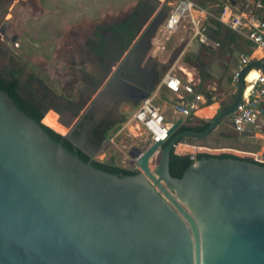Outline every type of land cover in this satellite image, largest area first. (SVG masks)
Segmentation results:
<instances>
[{"label": "water", "instance_id": "water-1", "mask_svg": "<svg viewBox=\"0 0 264 264\" xmlns=\"http://www.w3.org/2000/svg\"><path fill=\"white\" fill-rule=\"evenodd\" d=\"M151 1V37L135 61L138 71L147 40L169 11L165 6L153 17L157 1ZM207 35L213 38L209 28ZM174 61L160 65L149 84H131L118 73L132 94L122 103L137 106ZM251 70L263 71L264 59L239 72L233 96L204 120V131L179 118L165 143L136 151L132 163L140 173L133 176L80 160L61 139L91 158L98 149L89 152L69 134L53 141L0 90V264H264V165L239 157L170 161L177 142L204 139L231 121Z\"/></svg>", "mask_w": 264, "mask_h": 264}, {"label": "flooded vegetation", "instance_id": "flooded-vegetation-1", "mask_svg": "<svg viewBox=\"0 0 264 264\" xmlns=\"http://www.w3.org/2000/svg\"><path fill=\"white\" fill-rule=\"evenodd\" d=\"M152 8L151 0H139L123 13L100 14L99 18L87 25L80 44H75V50L71 47L66 51L65 62L61 66L50 59L42 62V53L27 49L32 38L24 36L23 30H19L18 36L10 35L5 40L20 48V59H15V52L7 51L4 56L0 51V56L6 59L0 77L6 84H14L15 93L30 109L43 113L53 108L64 119L63 122L70 126L68 134L73 139L89 152L95 148L99 150L104 145V135L120 125L125 118L124 114L131 110L122 101L125 96L132 97V94L129 88H124L118 82V78L126 76L131 80H128L129 83L135 81L149 84L162 70L152 61L144 62L145 57L141 64L142 70L135 68V61L145 47L144 40L151 37ZM4 12V6H1L0 14ZM19 35H22V39L18 38ZM1 37H4L2 31ZM153 38L147 40L148 46ZM18 39L21 41L19 45ZM140 43L141 49L137 48ZM31 49L36 50L32 45ZM48 80L51 84L47 83ZM54 90H60L61 93ZM94 99L96 102L92 104ZM122 106L125 108L122 109ZM52 113L47 111L44 121L64 136L66 128L58 119H53ZM220 132L221 129L211 136L219 138ZM203 141L207 142L208 139Z\"/></svg>", "mask_w": 264, "mask_h": 264}, {"label": "rangeland", "instance_id": "rangeland-1", "mask_svg": "<svg viewBox=\"0 0 264 264\" xmlns=\"http://www.w3.org/2000/svg\"><path fill=\"white\" fill-rule=\"evenodd\" d=\"M69 1L70 0H68V3ZM82 1L83 3H85L84 6L82 4L78 6L76 3L75 5H73V8H69L68 11L71 13L77 12V14L80 15L79 18H82V20L84 21V18H86L87 16H90L89 20L90 18L93 20L99 18L100 14L98 13L97 8L94 6L101 7L104 9V11L108 7L113 8L112 10L105 11L107 15H110L116 13H123L127 11L139 0H82ZM193 1H195L199 5H203V8H205L213 17L218 15V11L220 9L218 3L219 2L222 3L221 0H193ZM235 1L239 3L241 0H235ZM34 2L35 0H0L1 3L0 7L4 6L5 12L8 15V19H9L5 24L0 25V31H2V34L4 36L0 38V51L4 56L7 51L15 52L17 55L15 54L13 55L15 59L19 61L21 55L20 48H16L14 45H11V43L6 41L5 38L8 39L10 35L18 36L19 28L22 27L24 29L25 25L29 27L39 25L40 23V19L38 21L39 17L36 16L35 19V17L33 16V12L34 14L35 12H38L37 7L35 6V4H33ZM56 2L63 3V0H56ZM59 7L60 9L65 8L62 5H59ZM42 8L44 9L52 8V10H57V8L55 7L53 8V5L51 7L50 3H46L42 5ZM55 14L56 13H54L53 15ZM2 17L3 15H1V18ZM209 19L210 17L206 20L205 23L207 27H210ZM39 26H41V24ZM212 26L214 27L213 24ZM45 34L49 36L48 33ZM48 36H44L45 38L43 39L37 37L38 39L36 38V40L32 38L31 43H29L30 46L27 49L30 51L31 50L36 51L38 52V54L47 53L49 50L52 52L54 47L52 46L53 44L52 39L49 38ZM178 36L182 37L181 34H179ZM217 38L218 37L216 36L215 39ZM153 41H155V43L154 42L152 43V51L150 52V55L154 57H159L161 60L165 62H167L169 59L171 60L175 58L174 61L175 63H173V65L170 68L172 69L173 73L181 74V71L179 69L183 68L189 71H193L194 73H196V75L200 76L201 89L203 90L206 96H209L208 98L210 99L209 101L210 105L216 104V106L218 105L217 106L218 109L219 107H222L226 102H228L230 98L233 96L236 87V82L233 81V72L236 69V66L239 62L241 55H243L248 50L247 47L244 46L243 41L240 38L236 39V41H234L233 43H226V45L224 46H218L216 42L215 43L213 42L208 46L209 49L202 47L196 57H194V55L192 53H189V51L186 49V45L188 42L183 40V38L179 39L175 37L172 40H169L167 43L165 41L164 36H161L160 34L157 33L156 36H154ZM17 44L19 45L20 43ZM31 45L36 50L31 49ZM3 55L0 56V70L3 68L4 62L6 61ZM197 61L199 63H196ZM198 66L201 67L197 69ZM41 79L43 80L44 77H41ZM50 82L51 81L49 80L47 81L48 84ZM54 91L59 94L61 93L60 90H54ZM155 100H156L154 101L155 105L161 109L162 115L166 118V120L172 121L176 118V115L171 112L170 106L168 105L166 106V104L163 101L159 100L158 98H156ZM124 108L125 106H122V109ZM136 109L137 106L127 111L124 114L125 118L120 123V125H118L116 128L110 130L107 133L106 139L104 140V145H102L101 148L97 150L94 156L92 157L93 159H95V161L101 163H106L108 161L109 162L111 161L120 168L135 170L137 173H140V170H138V168L132 163L134 161L133 157L135 156L136 151L145 150L152 143L148 136L143 134L142 131H138L134 123L129 121V118L132 116V114ZM47 111H52L53 119L55 120L58 119V122L66 128V134L64 135L66 136L69 133L70 126L64 125L63 122L64 119L60 118V115H58L53 108H50ZM198 115H201L202 117L205 118L202 119V118H198V116H192L191 119L187 120L186 125L188 127L198 126L200 125L199 120L204 121L205 119L211 118V117H206L204 113H200V112L198 113ZM225 124L228 125L229 127L230 121H227ZM223 131L224 130H222L219 133V138L215 136L214 137L210 136L207 142L202 141V143L205 146L221 144L222 143L221 140L224 139L225 134H227L226 131L225 133H222ZM226 138L228 139L230 137L226 136ZM231 139L237 141L236 137H231ZM188 142L191 143L190 141ZM210 150L213 153H217L218 151H220L219 149L218 150L210 149ZM243 151L230 150V153L228 154L239 158H246L252 160L251 157L244 156L245 154L243 153ZM156 161L157 158L155 157L154 162L156 163ZM150 162H151V166H153L152 161Z\"/></svg>", "mask_w": 264, "mask_h": 264}, {"label": "built area", "instance_id": "built-area-1", "mask_svg": "<svg viewBox=\"0 0 264 264\" xmlns=\"http://www.w3.org/2000/svg\"><path fill=\"white\" fill-rule=\"evenodd\" d=\"M156 1L157 6L154 8L153 17L165 6L169 8L165 20L157 30L158 34L166 37L175 34L180 29H185L189 32V42L197 39L202 45L209 46L213 43L207 35L208 27L205 24L206 20L213 16L201 5L193 0ZM213 18L221 25L243 36L251 44V53L240 57L233 72V81L237 82L239 72L246 65L252 61L264 59V3L262 0H241L239 3L232 4L230 0H226L221 5V11ZM256 52H258V57L254 56ZM185 70L180 68L182 75L172 71L166 73L160 86L174 98L170 108L177 119L166 120L161 109L155 105L154 98L156 96L153 94L144 98L129 118L138 131H142L150 138L152 144L159 141L165 143L169 139L167 133L170 126L179 118L185 119L186 124V121L191 119L205 102L203 95L197 91V87L200 85L199 77L192 71ZM244 80L246 81V78ZM248 84L242 103L237 107L229 124V127L234 129L242 140L258 135V129L264 123V70H257L255 79L249 86ZM190 142H177L173 146V152L188 158H196L202 153L209 155L230 153V151L213 153L207 146L199 143V140H190ZM244 154V156L251 157L255 163L264 165L263 153L258 154L257 150L252 153L246 149Z\"/></svg>", "mask_w": 264, "mask_h": 264}, {"label": "crops", "instance_id": "crops-1", "mask_svg": "<svg viewBox=\"0 0 264 264\" xmlns=\"http://www.w3.org/2000/svg\"><path fill=\"white\" fill-rule=\"evenodd\" d=\"M54 1L56 2V0H53V2H52V0H35V2L33 4H35V6L37 7V9H38L37 11L38 12H35V14L33 12V16L35 17V19H36V16L39 17L38 21L40 19L39 25L41 24V26L38 25L39 27L38 26L29 27V26L25 25L24 29L20 26L21 28H19V30L20 31L23 30V35L24 36L33 38L35 40H36L37 37L38 38H42V39L45 38L44 36H48L45 33H48L49 34L48 37L52 39V43H53L52 46L54 47V49H53L52 52L49 50L47 53H42L41 55L43 57L40 60H42V62H47L46 60L50 59V61L52 60V62L54 64H56L57 66H61V64L62 63L64 64V62H65L64 57L66 56V51H69L71 47H73L74 50H75V46H76L75 44H77V46L80 44V41L83 38V37H81V35L83 34V32L86 29L87 25L89 23H91L92 22L91 20H93V19L90 18V20H89L90 16H87L86 18H88V19L84 18V21H83L82 18H79L80 15L77 14V12H72L71 13V12L68 11L69 8H73V5H75L76 3H77L78 6H80L81 4L84 6L85 3H83L82 0H70L69 3H68V0H63L64 5H63L62 2H60V3L56 2L55 3ZM221 1L223 3L226 0H221ZM230 1H231L232 4L234 2H236L235 0H230ZM46 3H50L51 7L53 5V8L55 7V8H57V10H52V8L51 9L50 8H48V9L42 8V5H44ZM67 3H68V5H67ZM59 5H62L65 8L64 9H60ZM94 7L97 8L98 13L101 14V15H102V13L106 14L105 11L113 9L111 7H108L104 11V9L101 8V7H97V6H94ZM54 13H56V14L53 15ZM116 14H118V13H116ZM1 15H3L2 18H1ZM110 15H114V14H110ZM8 20L9 19H8V15L6 14V12L4 14H0V21H1L0 25L1 24L2 25L5 24ZM32 33H33V36H32ZM57 33H58V35H57ZM59 34H60V36H59ZM179 34H181L182 37H179L178 36ZM188 35H189L188 31H186L185 29H180L175 34H173L171 36H166L164 38H165V41L167 43H168L169 40H172L175 37H177L179 39L183 38V40L188 42L187 45H186V49L189 51V53H192L194 55V57L197 56V54L200 52L202 47L203 48H208L207 45L200 44V47H196V48L192 49L194 41L189 42ZM21 37H22V35H21ZM21 37L19 35L18 38H21ZM215 38H216V36L213 33V38H210V39L214 43H215V41H214ZM239 38L243 41L244 46L247 47V49H248L247 51H250V53H251L252 48H251L250 42L247 41L243 36L239 35ZM153 42L155 43V41H153V39H151L150 46H149L150 48L147 49L148 51H147V53L144 56L145 57L144 62L149 60V61H152L155 66L160 67V65L167 63L168 61H170V59L167 62H165V61L161 60L159 57H154V56L150 55V52L152 51V43ZM17 43H20L19 39L17 40ZM246 43L248 44V46H247ZM257 54H258V52H256L254 54V56H257ZM243 55H246V54L244 53ZM74 57H75V60L77 61V57L76 56H74ZM142 62L143 61H141V63H140L141 69H142V66H141ZM196 63H199V62L197 61ZM199 67H201V66H198L197 69ZM170 71H172V69H170L168 72H170ZM185 71L188 72L189 70L186 69ZM179 75H182V72ZM256 75L257 74H251L250 75L249 80H248L249 84L252 83V81H253V79H255ZM197 76L200 79V76L199 75H197ZM161 80L158 83V85L156 86L155 90L153 92H151L150 94H153V95L156 96L154 98V101H156L155 99L158 98L159 100L163 101L166 104V106L167 105L170 106V104L172 103V100L174 98L171 96V94L165 88L160 87L161 86ZM197 91L200 92L203 95L205 102L202 103V106L199 109L200 111L198 110L196 112V114L193 115V116H198V118L204 119L205 117H202L201 115H198V113L200 112V113H204L206 115V117H211L213 112L210 111V110H211V106L213 104L210 105V106H207L206 97H209V96H206L204 94L203 90L201 89V79H200V85L197 87ZM175 119H177V117ZM220 129H221V131L222 130L226 131L227 134H225V135H227V137H230V139H231V137H236L237 140L241 139L238 136V134L235 132V130L232 129L231 127H228V125H226V124H223ZM258 131H259V133L256 136V138H260V139L263 138V140H264V123H262V125L260 126ZM261 133H263V134H261ZM263 145L260 146V149L263 147L262 150L260 152H258L259 151V145L258 144H244L246 149H249V151L254 152V151H256L258 149L257 153L258 154L263 153V155H264V146Z\"/></svg>", "mask_w": 264, "mask_h": 264}, {"label": "trees", "instance_id": "trees-1", "mask_svg": "<svg viewBox=\"0 0 264 264\" xmlns=\"http://www.w3.org/2000/svg\"><path fill=\"white\" fill-rule=\"evenodd\" d=\"M262 2L264 3V0H262ZM218 4L220 6V9L218 11V13H219L221 11L222 3L219 2ZM201 6L203 7V5H201ZM209 20H210V24H209L210 27H208V28L211 29L213 31V33L215 34V36H217L219 38V39L217 38V39L214 40L218 44V46H224V45H226V43H233L234 41H236V39L239 38L238 34H236L235 32L231 31L230 29L226 28L225 26L221 25L214 18H210ZM212 24L214 25V27L212 26ZM245 54L249 55L250 51L245 52ZM0 90L5 92V93H7L9 95V97L13 100L14 104L22 112H24L29 118H31L32 120H34V121H36L38 123L40 122V125L43 128V130L54 141H58L61 137H63L60 133H58L55 130H53L44 121L43 113L36 112L34 109H30V107H28L25 103H23L19 99V97L17 96V94L14 91V84H6L4 79L2 77H0ZM199 122H200V125L193 126L192 128H190V130L195 131V132H202L208 127L207 123H205V122H203L201 120H199ZM185 129H186L185 127L180 128L179 132L182 131V130H185ZM106 135H107V133L104 135L103 140L106 139ZM61 145H62L63 148H65L70 153H72L74 155H77L80 160H85L86 162L91 164L94 168L102 170V171L107 172L109 174H117L120 171L124 172L125 174H127L129 176H133V175L137 174V172L135 170L120 168V167H118L117 165H115L111 161L108 162V163L107 162L106 163H101V162H98V161L90 159L82 151H80L78 149H74L73 144L70 141H68L66 138L61 139ZM197 157L219 158V159H238V157L230 155V154L209 155V154L202 153V154L197 155ZM185 159H188V157L179 156V155L175 154L174 152H172L171 155H170V161H173V162H177V161H181V160H185ZM241 160L247 161L248 159L241 158ZM249 160H251V159H249ZM261 165H263V164H261Z\"/></svg>", "mask_w": 264, "mask_h": 264}, {"label": "bare ground", "instance_id": "bare-ground-1", "mask_svg": "<svg viewBox=\"0 0 264 264\" xmlns=\"http://www.w3.org/2000/svg\"><path fill=\"white\" fill-rule=\"evenodd\" d=\"M251 74H257V71H255V70H251L248 74H247V76H246V82L247 83H249V77H250V75ZM250 84H248V86H249ZM218 106V105H217ZM217 106H216V104H213L212 106H211V110L210 111H212L213 112V115H215V113H216V110H217ZM200 111V110H199ZM213 115H212V117H213ZM224 123H222L221 125H219L215 130H213V132L208 136V137H206V138H204V139H209V137L212 135V134H214L215 132H217L220 128H221V126L223 125ZM40 127H41V125H40ZM42 128V127H41ZM42 130H43V128H42ZM44 131V130H43ZM45 132V131H44ZM236 132V131H235ZM46 133V132H45ZM237 133V132H236ZM47 134V133H46ZM48 135V134H47ZM49 136V135H48ZM257 136V135H256ZM256 136L255 137H249V138H246V139H243V140H237V141H234V140H232V139H230V138H228V139H222L221 140V144H215V145H206L209 149H215V150H220V151H230V150H240V151H243V150H246V147L244 146V144H258L259 145V151L258 152H260L261 150H262V148L260 149V146L261 145H263L264 144V140L263 139H260V138H256ZM50 137V136H49ZM51 138V137H50ZM52 139V138H51ZM204 139H201V140H199V143H201V144H203L202 143V141L204 140ZM53 140V139H52ZM54 141V140H53ZM264 146V145H263ZM228 149V150H227ZM258 150V149H257ZM219 152V151H218ZM255 152V151H254ZM243 153H245V151H243ZM253 153V152H252ZM155 157H156V155L154 154L152 157H150L149 159H148V165H149V169H150V171L152 172V173H154L153 172V169H154V165H155ZM136 160V159H135ZM150 161H152V163H153V166H151V162ZM157 177V176H156Z\"/></svg>", "mask_w": 264, "mask_h": 264}]
</instances>
